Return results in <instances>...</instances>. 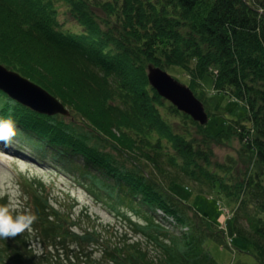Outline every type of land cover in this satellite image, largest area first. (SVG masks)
<instances>
[{
    "label": "trees",
    "instance_id": "1",
    "mask_svg": "<svg viewBox=\"0 0 264 264\" xmlns=\"http://www.w3.org/2000/svg\"><path fill=\"white\" fill-rule=\"evenodd\" d=\"M0 62L71 111L41 114L0 90V118L18 128L2 146L79 173L89 196L128 225L113 243L102 240L94 225L75 227L43 180L28 181L34 236L0 238V264H221L209 243L226 245L225 230L177 185L234 204L249 264H264V0H0ZM150 64L182 67L204 102L202 80L212 75L215 90L246 104V117L211 130L157 92ZM234 139L248 162L239 179L214 162L215 147ZM156 208L176 224L158 221Z\"/></svg>",
    "mask_w": 264,
    "mask_h": 264
},
{
    "label": "rangeland",
    "instance_id": "2",
    "mask_svg": "<svg viewBox=\"0 0 264 264\" xmlns=\"http://www.w3.org/2000/svg\"><path fill=\"white\" fill-rule=\"evenodd\" d=\"M168 70L181 82L190 83L189 76L182 67L173 65ZM202 82L206 90L205 102L210 113L208 126L211 130L221 129L229 118L246 117L248 113L246 104L231 97L226 92L215 90L212 75L205 76ZM23 151L29 153L27 149ZM246 159L247 156L242 149V144L237 139L215 147L214 162L222 163L225 166L231 164L233 167L231 170L232 175L228 174L231 179L244 177V173L248 168ZM76 177H79V173L70 175L62 170L58 171V169L52 167L49 161H32L28 156L11 153L0 145V184H4L12 190L18 187L24 208L29 202V190H31L26 183L41 179L46 185L45 194L49 196L53 204L68 212L72 219L79 223L75 226L76 228L80 229L81 226L94 225L100 230L102 240L107 239L113 243L114 239L128 225L121 218L112 214L106 206L94 201L89 196L88 191L78 184L79 181ZM174 191L200 214L225 227L228 236L233 239L234 246L241 249L247 247V240L236 236L233 232L232 220L228 218L227 213L231 218L234 204L228 202L225 197L217 195L216 192L211 194L213 196H209L183 185L175 186ZM239 243H242V245H239ZM209 247L214 257L220 262L229 263L233 259H235L234 262L243 259L249 264L255 261L251 255L241 254L238 250L235 253L229 248H221L216 243H209ZM98 249L99 247L93 251L96 256L99 255Z\"/></svg>",
    "mask_w": 264,
    "mask_h": 264
},
{
    "label": "water",
    "instance_id": "3",
    "mask_svg": "<svg viewBox=\"0 0 264 264\" xmlns=\"http://www.w3.org/2000/svg\"><path fill=\"white\" fill-rule=\"evenodd\" d=\"M151 85L158 93L170 100L179 110L191 115L201 124L209 122L205 104L191 87L160 66L149 65L148 73ZM0 89L9 97L31 109L47 115L63 114L69 116L70 110L46 88L9 69L0 62Z\"/></svg>",
    "mask_w": 264,
    "mask_h": 264
},
{
    "label": "clouds",
    "instance_id": "4",
    "mask_svg": "<svg viewBox=\"0 0 264 264\" xmlns=\"http://www.w3.org/2000/svg\"><path fill=\"white\" fill-rule=\"evenodd\" d=\"M17 132V124L10 116L0 118V145L11 146ZM4 197H7V202L0 203V238L15 239L25 232L34 236L32 226L38 217L24 208L18 187L12 190L6 185L0 184V200ZM29 249L36 257H39L43 252L42 246L36 239L29 240Z\"/></svg>",
    "mask_w": 264,
    "mask_h": 264
}]
</instances>
